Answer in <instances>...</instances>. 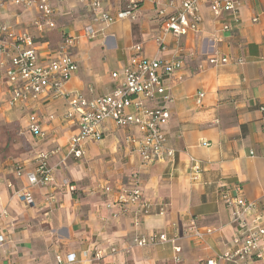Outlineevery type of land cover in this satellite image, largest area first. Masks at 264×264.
<instances>
[{
    "label": "crops",
    "instance_id": "1",
    "mask_svg": "<svg viewBox=\"0 0 264 264\" xmlns=\"http://www.w3.org/2000/svg\"><path fill=\"white\" fill-rule=\"evenodd\" d=\"M127 5L128 0H101L102 11L112 16ZM179 5L180 0H142L132 19L104 24L92 20L89 0H55V27L41 33L32 24L35 11L10 3L0 7V23L28 33L42 65L64 38L77 40V71L56 99L47 92L10 106L6 60L0 64V232L6 237L0 264H174L175 247L181 249L180 264H201L234 250L233 239L242 237L221 200L222 192L235 195L236 187L244 199L259 204L250 219L264 227V0H238L237 24L232 15L214 16L202 4L198 31L178 40L166 37L160 51L156 38L162 21ZM87 27L93 38L85 34ZM178 46L185 51L183 67L173 78L164 77L172 97L164 127L172 157L142 166L136 147L125 142L127 136L140 138L137 129L106 121L101 138L85 142L84 156L75 159L70 140L78 133L77 114L67 117L68 100L76 94L87 100L106 95L133 61H169ZM215 53L228 62L208 65L206 58ZM198 92L204 94L200 106ZM30 114L43 137L26 132ZM56 150L48 161L52 184L30 188L25 176L16 175V166L33 172L37 152ZM190 157L202 169L197 180ZM135 173L142 201L163 208L161 215L136 216L139 205L117 203L120 189L134 184ZM25 187L32 205L14 196ZM192 224L209 232L196 240L187 235ZM153 234H164L167 241L135 246L139 237ZM111 249H116L112 255Z\"/></svg>",
    "mask_w": 264,
    "mask_h": 264
},
{
    "label": "built area",
    "instance_id": "2",
    "mask_svg": "<svg viewBox=\"0 0 264 264\" xmlns=\"http://www.w3.org/2000/svg\"><path fill=\"white\" fill-rule=\"evenodd\" d=\"M55 0H0V7L10 3L26 11H35L36 18L32 20L33 26L38 32L44 29H53ZM83 2L84 0H78ZM142 0H128L125 10L115 16L102 11L101 0H89L92 20L96 23L112 24L117 20L133 18ZM206 4L214 16L228 13L237 24L236 8L238 0H180L176 12L163 19L161 32L156 38V44L160 51L166 49L165 39L172 36L180 39L191 33H196L200 24V6ZM162 14V12H160ZM227 29V27H224ZM85 34L93 38L92 27L84 30ZM77 46V40L73 37L64 38L55 49L47 64H40L32 38L26 32H16L11 26L0 23V64L6 60L5 78L11 88L8 100L10 106L28 103L36 100L40 95L50 92L53 99L63 96L62 88L68 79L77 71L73 50ZM184 49L178 46L176 55L169 61H161L157 58L133 61L122 73V81L112 92L87 100L82 95H73L68 100L67 117L77 114L78 133L70 140V153L75 159H81L84 152V143L101 138L100 126L111 121L117 128L126 129L133 127L140 134L139 139L131 136L125 138L127 144L136 147L140 157V164L146 166L161 162L165 158H171L173 151L166 146L165 125L170 119L169 104L172 97L168 87L164 85V77L173 78L184 64ZM192 55V54H191ZM206 62L211 66L224 65L228 62L226 57H219L216 53L207 57ZM201 66H199L200 68ZM118 73H113L112 78H119ZM204 94L198 92L195 104L200 106ZM263 111V109H261ZM26 132L33 137H43L38 120L35 115L28 116L25 127ZM58 153V150L47 153L37 152L33 161V172H24L20 166H16L18 177L25 176L28 186L45 187L54 182L52 168L49 166V157ZM189 169L193 180H197L202 169L198 161L189 158ZM135 180L131 187H122L117 198L119 205H139L136 216L163 213V208L154 209L155 205L142 201L141 187L138 181V173L133 175ZM104 193H109V187H99ZM236 194L231 195L224 191L221 200L232 211V223L240 227L242 237H235L234 250L223 253L217 257L208 258L201 264H264V227L250 217L256 212L258 203L249 202L240 195V189L236 187ZM14 196L26 205H32L33 199L29 188H22ZM105 208L110 209L111 204L106 203ZM256 217V216H255ZM254 217V219H255ZM206 229L195 227L194 224L187 231V235L196 240H201ZM6 237L0 232V249L4 245ZM167 241L166 235L142 236L135 241L137 247H148L162 244ZM116 249H111L114 254ZM179 247L174 248V264H180ZM100 252L96 254L99 258Z\"/></svg>",
    "mask_w": 264,
    "mask_h": 264
}]
</instances>
